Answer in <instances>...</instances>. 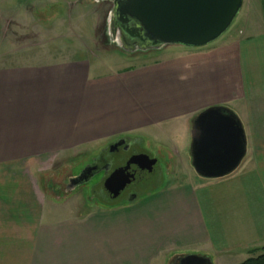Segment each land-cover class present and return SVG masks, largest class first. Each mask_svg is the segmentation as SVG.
<instances>
[{
  "label": "crops",
  "instance_id": "obj_1",
  "mask_svg": "<svg viewBox=\"0 0 264 264\" xmlns=\"http://www.w3.org/2000/svg\"><path fill=\"white\" fill-rule=\"evenodd\" d=\"M59 1L0 0V28L10 20L41 25L44 15L56 22L48 27L59 39L73 18ZM242 13L239 31L231 27L205 48L168 46L146 64L108 74L85 54H54L45 46L53 39L0 42V264H89L91 255L93 264H177L188 255L242 264L260 255L264 0H245ZM212 107L235 113L247 141L240 167L214 180L199 177L191 160L194 122ZM125 136L148 138L166 154L167 173L154 191L106 208L114 216L96 224L90 210L65 206L60 214L64 206L48 199L43 172L61 157ZM63 216L70 218L62 227L53 223Z\"/></svg>",
  "mask_w": 264,
  "mask_h": 264
},
{
  "label": "water",
  "instance_id": "obj_2",
  "mask_svg": "<svg viewBox=\"0 0 264 264\" xmlns=\"http://www.w3.org/2000/svg\"><path fill=\"white\" fill-rule=\"evenodd\" d=\"M109 36L126 53L161 50L168 46L202 49L218 41L239 16L244 0H109ZM247 153V141L239 117L227 108L201 112L193 126L191 160L195 173L204 179L233 174ZM157 161L133 156L106 182L110 199L123 189L153 174ZM108 187V188H107ZM177 264H213L209 258L188 255Z\"/></svg>",
  "mask_w": 264,
  "mask_h": 264
},
{
  "label": "rangeland",
  "instance_id": "obj_3",
  "mask_svg": "<svg viewBox=\"0 0 264 264\" xmlns=\"http://www.w3.org/2000/svg\"><path fill=\"white\" fill-rule=\"evenodd\" d=\"M59 3L61 4V9L64 4L68 6L70 15L73 16L69 22L65 21V27L61 26L59 39L51 34L56 29L48 27L50 22L52 24L56 22H52L45 18L44 15H41L40 19L43 17V22L41 21L42 26L40 25V21L36 22V19L27 21L14 20L15 22L13 20L4 21L3 25H1L2 28H0V42L9 41V44L14 46L20 45L17 43L24 42L28 46H36L37 43L38 45L42 43L47 44L49 39H53V45H50V41V44L45 46H49L52 50H55L54 54L58 53L64 59L85 54L93 63L102 65V74H108L111 70L117 71L129 67L137 68L146 64L149 56L154 54L162 55L164 52L161 49L143 53H126L118 49L113 43V39L109 36V16L113 8V4L109 0H60ZM55 4L56 2L52 5L55 6ZM242 10L239 16L243 15ZM240 28L241 25L238 21L232 25V30L239 31ZM131 138L136 141L138 137L131 136ZM139 142L140 144L137 148L140 155L153 158L157 163L154 167V174L143 175L144 181L146 180L144 182L145 187L142 191L135 192L133 197L126 198L125 196H121L109 202L101 199L98 192H96L103 179L101 174L95 175L88 181H79L78 184L71 185L72 183L68 179L71 177H74L73 179L81 178L84 169L96 157L102 155L113 163L111 164V168L115 169L132 155V152L127 151H108L107 148L110 142H99L82 148L79 152L72 153L68 157H61L59 161L50 166L49 170L43 172L42 179L47 184V188H49L48 199L50 201L58 200L56 203L64 206V208L61 207L59 209L60 214H65L67 206H71V208L75 207L76 211L79 212L90 210L92 214L89 216V220L91 224H96L102 220L101 218L104 215L108 218L111 215L114 216L112 213H106V208L120 204L124 205L130 201H135L136 198L144 199L148 197L155 188V172L160 169L163 176L167 173V158L165 157V153L161 154V151H157V149L161 148H157L155 143L150 139L140 138ZM179 149L181 150V148ZM165 179L169 181L168 178ZM184 181L185 176H180L177 180V182H181L182 184L185 183ZM69 218L70 216L66 218L65 216L59 217L53 223L61 226ZM63 228L66 229L67 225L63 226ZM93 230L98 233V227L93 228ZM91 253L95 254L96 252L93 249ZM95 261H98V258L91 255V258H88L87 262L93 264Z\"/></svg>",
  "mask_w": 264,
  "mask_h": 264
},
{
  "label": "flooded vegetation",
  "instance_id": "obj_4",
  "mask_svg": "<svg viewBox=\"0 0 264 264\" xmlns=\"http://www.w3.org/2000/svg\"><path fill=\"white\" fill-rule=\"evenodd\" d=\"M140 142L139 139H133L129 136H125V137H119L116 138L112 141H110L107 150L111 151V152H119V151H124V152H132V155L125 160V162H123L121 165H119L118 167H116L115 169L111 168V164H113L112 162H110L108 159L104 158L102 155L99 157H96L95 159L92 160V162L84 169V172L81 176V178H76L73 179L74 177L69 178L68 180L71 181V185H75L78 184V182H83V181H88L90 180L92 177H94L97 174H101L103 177L101 184L99 186V189L96 191L98 192V195L101 199L109 202L110 200H115V199H110L108 197V191H106V182L107 180L119 169L124 168L128 161L133 157V156H139L140 152L138 151V146H139ZM151 160H154L153 158H149ZM150 175L147 173H142V177L143 175ZM154 174V173H153ZM162 172L159 169L158 171L155 172V180L157 181L158 178H160ZM143 181H139L136 185H132L129 184L127 185L122 193L120 194L119 197L121 196H125L126 198H131L134 196L135 192L138 191H142V189L145 187V181L144 178L142 179ZM108 188V187H107ZM117 197V198H119ZM116 198V199H117Z\"/></svg>",
  "mask_w": 264,
  "mask_h": 264
},
{
  "label": "trees",
  "instance_id": "obj_5",
  "mask_svg": "<svg viewBox=\"0 0 264 264\" xmlns=\"http://www.w3.org/2000/svg\"><path fill=\"white\" fill-rule=\"evenodd\" d=\"M260 255L245 261L242 264H264V248L257 250Z\"/></svg>",
  "mask_w": 264,
  "mask_h": 264
}]
</instances>
